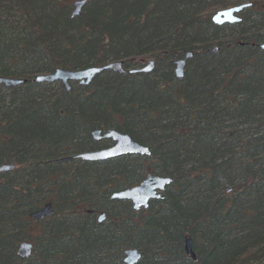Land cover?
<instances>
[{
	"label": "trees",
	"instance_id": "obj_1",
	"mask_svg": "<svg viewBox=\"0 0 264 264\" xmlns=\"http://www.w3.org/2000/svg\"><path fill=\"white\" fill-rule=\"evenodd\" d=\"M245 4L239 23H212ZM262 44L264 0H0V77L25 81L0 86V166H15L0 174V264H124L130 249L139 264H264ZM188 52L178 81L171 62ZM147 57L148 75L104 72L70 92L35 82ZM97 130L151 156L63 160L110 148ZM148 174L172 183L147 210L111 199ZM48 204L52 217L30 219Z\"/></svg>",
	"mask_w": 264,
	"mask_h": 264
},
{
	"label": "water",
	"instance_id": "obj_2",
	"mask_svg": "<svg viewBox=\"0 0 264 264\" xmlns=\"http://www.w3.org/2000/svg\"><path fill=\"white\" fill-rule=\"evenodd\" d=\"M86 4V1H78L74 3V13L73 18L80 16L83 6ZM250 5H240L237 7H232L218 11L212 15V23L216 26L223 25H235L240 22L238 15L247 9ZM264 50V44L260 46ZM219 48L213 47L209 50V54H217ZM194 58L193 52H188L184 55L183 58L174 60L171 62L173 66V73L175 79L181 81L184 79L185 71L187 64L190 60ZM156 67V60H150L146 67L139 70H133L129 72L130 75L136 74H151ZM104 72H113L118 75H124L126 72L124 70V62H113L103 67H93L83 71H68L57 69L54 73L49 75H39L35 78V82L38 84L43 83H61L67 92L71 90V83H78L80 86H89L93 80ZM25 81L22 80H13L9 78L0 77V86L3 85L6 88L17 87L24 84ZM92 137L95 142L110 140L114 143V146L103 149L100 151L82 153L73 157H68L63 159L64 161L71 160H80L82 162L88 163H102L117 159L124 156H140V157H150L151 152L148 147H144L134 142L132 138L126 134H121L115 130H108L105 133L101 130L92 132ZM14 165H2L0 166V174L7 173L14 170ZM172 183V179L163 178L159 176H154L148 174L146 178L137 186L127 189L125 191L114 193L111 196L112 200L117 201H127L130 202L133 206V210L139 212L140 210H147L151 201L159 200L161 194L165 189ZM54 214L53 207L51 204L45 205L37 212H34L30 215V219L35 220L40 223L43 220L52 217ZM105 216L103 215L99 223L104 220ZM33 246L29 242H24L20 244L18 256L22 259L30 258L32 254ZM185 252L186 255L192 259H196V255L192 249V241L190 238L185 240ZM142 258V254L135 249H130L124 253V264H139Z\"/></svg>",
	"mask_w": 264,
	"mask_h": 264
},
{
	"label": "flooded vegetation",
	"instance_id": "obj_3",
	"mask_svg": "<svg viewBox=\"0 0 264 264\" xmlns=\"http://www.w3.org/2000/svg\"><path fill=\"white\" fill-rule=\"evenodd\" d=\"M151 60H153V59H151ZM149 62V61H146V60H144V59H142L140 62H138V63H135V65L133 66V67H131V69L130 70H127V69H125V63H124V70H125V72L127 73V74H129V72H131V71H133V70H139V69H143L144 67H146L147 66V63ZM136 65H138L140 68H134ZM113 73V72H112ZM125 73V74H126ZM124 74V75H125ZM130 75V74H129ZM105 133V132H104ZM106 141H110V140H106ZM100 142V141H99ZM113 145L112 146H114V143H112ZM111 146V147H112ZM104 214H101V215H99L98 216V223H99V220H100V218L103 216ZM44 221V220H43ZM103 222V221H102ZM101 222V223H102ZM41 223V222H40ZM100 224V223H99ZM22 244V243H21ZM33 246V245H32ZM33 250V249H32ZM18 251H19V249H18ZM29 259V258H28ZM26 260V259H25Z\"/></svg>",
	"mask_w": 264,
	"mask_h": 264
},
{
	"label": "rangeland",
	"instance_id": "obj_4",
	"mask_svg": "<svg viewBox=\"0 0 264 264\" xmlns=\"http://www.w3.org/2000/svg\"><path fill=\"white\" fill-rule=\"evenodd\" d=\"M215 14V13H214ZM213 14V15H214ZM240 15V14H239ZM239 15H238V18H240L239 17ZM144 60H146V61H150L151 59H150V57H147V58H144ZM141 60H136V62L135 63H138V62H140ZM147 63V62H146ZM148 64V63H147ZM134 68H140L138 65H136ZM73 84H77L78 86H80L78 83H72V84H70L71 85V89H72V85Z\"/></svg>",
	"mask_w": 264,
	"mask_h": 264
}]
</instances>
